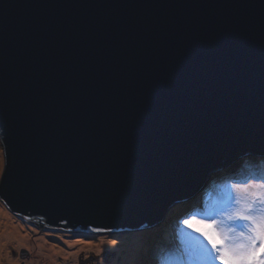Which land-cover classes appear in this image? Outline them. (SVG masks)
<instances>
[{"label":"water","instance_id":"1","mask_svg":"<svg viewBox=\"0 0 264 264\" xmlns=\"http://www.w3.org/2000/svg\"><path fill=\"white\" fill-rule=\"evenodd\" d=\"M0 135L22 218L159 224L264 154V0H0Z\"/></svg>","mask_w":264,"mask_h":264},{"label":"rangeland","instance_id":"2","mask_svg":"<svg viewBox=\"0 0 264 264\" xmlns=\"http://www.w3.org/2000/svg\"><path fill=\"white\" fill-rule=\"evenodd\" d=\"M0 140H2L1 135ZM247 157L249 155H243L234 161V164L237 163L235 168H239V171L236 174L238 175L236 177L237 181L232 184L229 183V185H232L230 189L228 184H225L228 176L224 177L222 172H218L208 179V182L213 185L208 192L213 190L215 193L212 195L213 201L207 202L209 198L207 196L204 202L197 203L196 206V209L199 210L207 205L210 206L208 212L202 213L200 218L215 219L218 230L221 227L223 228L221 237H226L225 243L236 239L233 232L230 231L233 225L226 215L218 216L216 210L221 207H232L236 200L243 202L246 199L248 193L233 187L238 182L259 183L260 181H253L251 178L253 176H264V154L258 158L256 156L252 157L255 162L251 163L246 159ZM245 159L250 164L245 165ZM3 172H0V179ZM0 206L4 211L2 213L8 227V233L12 232L14 236L18 234L27 237V245L13 246L11 244L10 247L5 249L8 255L1 256L3 264H130L129 256L136 252L139 246L138 261H140L139 263L137 261L136 264H168V262L179 264L181 261L183 262L180 264H195L184 252L179 236L180 219L192 212L190 210L183 211L184 205L176 206L177 208L168 213L167 218L157 225L134 226L131 230L119 229L95 234L86 231L75 232V230L69 228L47 227L32 220L21 218L17 213L9 210L1 199ZM238 206H242V204ZM170 217L172 219H169ZM193 234L199 236V233ZM147 236L149 237L146 239ZM40 237L47 238L48 245L43 246L46 247L45 249L37 243ZM201 239L203 238L201 237ZM111 240H116V244H110ZM29 242H32L30 246ZM153 261L156 263H153ZM199 264H219V261H203Z\"/></svg>","mask_w":264,"mask_h":264},{"label":"snow or ice","instance_id":"3","mask_svg":"<svg viewBox=\"0 0 264 264\" xmlns=\"http://www.w3.org/2000/svg\"><path fill=\"white\" fill-rule=\"evenodd\" d=\"M6 164L7 150L0 140V172L6 169ZM251 180L260 182L242 181L233 186L248 193L243 202L236 200L232 207L216 210L218 216L226 215L232 222L230 231L236 238L234 241L225 243L226 237H221L223 228L218 230L215 219L200 218L199 212L188 213L180 219L181 244L195 264L211 260H217L219 264H264V176H253ZM193 233H199V236ZM110 244L115 245L116 240H111Z\"/></svg>","mask_w":264,"mask_h":264},{"label":"bare ground","instance_id":"4","mask_svg":"<svg viewBox=\"0 0 264 264\" xmlns=\"http://www.w3.org/2000/svg\"><path fill=\"white\" fill-rule=\"evenodd\" d=\"M219 172H224V170H220ZM205 186H207V182L206 181L200 187L199 192L201 190H203L205 188ZM231 187H232L231 185L228 186L229 189ZM2 212H4V211H2V207L0 206V264H3V259H2L1 256L2 255L3 256H7L8 255L7 251H5V249H7L8 247H10L11 244L13 246H18L20 244L23 245V246L27 245V243H26L27 237H24V236H21V235H18V234L16 236H14V234L12 232L11 233H8V231H7V228L8 227L5 224L6 221H5V218H4V215H3ZM75 232H77V230H75ZM148 237L149 236H147L145 238L147 239ZM46 240H47L46 237H40L39 240L37 241V243L39 244V246L41 248H44L45 249L46 247H43V246H47L48 245V243H47ZM28 244L30 246L32 244V242H29ZM139 252H140V246L138 247V249H137L136 252H134L133 254H131L129 256V262H130V264H136V262L138 261V254H139ZM139 261H138V263H139Z\"/></svg>","mask_w":264,"mask_h":264},{"label":"clouds","instance_id":"5","mask_svg":"<svg viewBox=\"0 0 264 264\" xmlns=\"http://www.w3.org/2000/svg\"><path fill=\"white\" fill-rule=\"evenodd\" d=\"M255 156H256V158H258V157L261 156V155H251V156L249 155V157H247L246 159L249 160V161H251V160H254V158H252V157H255ZM244 158H245V157H244ZM249 158H251V159H249ZM246 159H245V160H246ZM247 160H246V163H247ZM235 164H237V163H235ZM235 164L233 163V164H231V166H234ZM235 167H236V166H234V167H232V168L234 169ZM223 170L225 171V169H223ZM218 172H219V171H218ZM218 172H217V173H218ZM217 173H216V174H217ZM207 181H208V180H207ZM7 208H8V207H7ZM8 209H9V208H8ZM15 213H16V212H15ZM18 216H20V214H18ZM20 217H21V216H20ZM21 218H22V217H21ZM25 219H27V218H25ZM27 220H31V219H27ZM45 226H46V225H45ZM54 228H55V227H54ZM56 228H57V227H56ZM58 229H59V228H58ZM80 232H81V231H80Z\"/></svg>","mask_w":264,"mask_h":264},{"label":"trees","instance_id":"6","mask_svg":"<svg viewBox=\"0 0 264 264\" xmlns=\"http://www.w3.org/2000/svg\"><path fill=\"white\" fill-rule=\"evenodd\" d=\"M153 263H156L155 261H153Z\"/></svg>","mask_w":264,"mask_h":264}]
</instances>
